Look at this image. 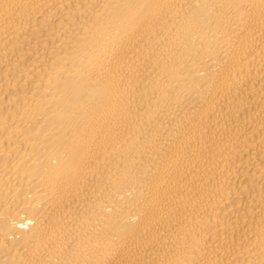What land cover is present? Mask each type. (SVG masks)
<instances>
[{"label": "bare ground", "instance_id": "obj_1", "mask_svg": "<svg viewBox=\"0 0 264 264\" xmlns=\"http://www.w3.org/2000/svg\"><path fill=\"white\" fill-rule=\"evenodd\" d=\"M0 264H264V0H0Z\"/></svg>", "mask_w": 264, "mask_h": 264}]
</instances>
